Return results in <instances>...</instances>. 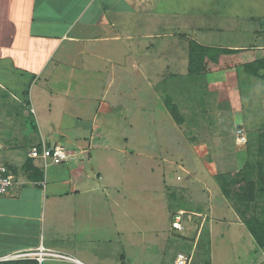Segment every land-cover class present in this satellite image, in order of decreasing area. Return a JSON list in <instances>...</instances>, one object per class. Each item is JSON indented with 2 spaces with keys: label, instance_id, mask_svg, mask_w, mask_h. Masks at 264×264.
<instances>
[{
  "label": "rangeland",
  "instance_id": "374dc122",
  "mask_svg": "<svg viewBox=\"0 0 264 264\" xmlns=\"http://www.w3.org/2000/svg\"><path fill=\"white\" fill-rule=\"evenodd\" d=\"M145 1L148 5L154 0ZM191 1L195 2L184 3L181 15L175 17L169 15L168 0L160 1L157 9L161 10L156 12L165 25L152 24V38L122 40L124 49L118 42H111L112 49H103L91 42L61 41L41 70L36 68L34 74L21 70L12 77L24 90L32 83L46 91L33 93L34 103L24 102L27 108L21 105L18 121L6 117L0 131L4 136L17 132L16 143L24 142V152L42 135L69 151L84 149L86 142L97 147L91 149L92 159L84 162V173L73 183L80 191L73 192L67 206L52 208V212L70 211L74 240H63V231L60 235L54 231L60 225L55 213L46 220L51 242L75 245L85 264H176L179 252L191 257L190 264L264 261V251H255L256 242L244 224L255 212V204L232 206L213 178L216 173L241 169L247 160V144L236 139L238 126L246 127L250 119L263 122L264 80L248 74L252 82L242 93L240 84L246 83L237 70L239 62L263 54L264 47L203 53L212 71L206 80L208 97L201 94L202 75H186L196 42L216 47L264 46L259 21L264 17V0ZM215 11L223 12L222 17L212 14ZM147 18L140 16L142 21ZM3 81L21 95L16 82ZM167 93L187 117L183 124L168 110ZM188 94L196 101L192 114ZM202 95L207 99L200 104ZM19 108L11 106L18 113ZM190 115L198 126L189 123ZM20 122V127L13 126ZM22 131L28 132L27 138ZM39 160L37 177L47 183L49 194L67 193L73 179L68 168L76 163L67 160L46 168ZM98 182L99 190H88ZM181 211L185 212L179 218ZM174 221H179L180 229ZM43 264L80 263L48 257Z\"/></svg>",
  "mask_w": 264,
  "mask_h": 264
},
{
  "label": "crops",
  "instance_id": "0c3cea01",
  "mask_svg": "<svg viewBox=\"0 0 264 264\" xmlns=\"http://www.w3.org/2000/svg\"><path fill=\"white\" fill-rule=\"evenodd\" d=\"M160 1L165 0H154L152 4L148 5L145 0H0V131H3L7 119L10 121L14 118L19 120L21 105L26 104H24L23 99L26 90L30 88L28 91L30 105L34 103L33 93L41 95V92L46 91V88L38 85L31 86L32 83L29 88L24 90L19 85L20 83L16 82V79H12L16 72L26 70L34 74L36 68L41 70V66L54 55V46L57 47L61 41H78L84 44L91 42L94 45H102L103 49H106V46L112 49L114 44L111 42H118V45L123 47L121 45L122 40H132L135 37L136 39L152 38L154 35V30H151L152 24L155 27L157 24L158 26L165 25V22L160 19L159 12H156L161 10L157 9L160 7ZM191 2L195 1L168 0L166 4L171 11L169 15L172 17L180 16L182 5ZM199 5L201 8L202 4L199 3ZM185 7L190 6L185 5ZM213 13L220 15L218 17H222L223 14L221 11ZM144 14L148 18L142 21L140 16ZM134 29L136 34L133 32ZM49 42H52L51 45ZM227 47H240V51H247L250 48L260 49L264 46ZM18 50L24 51V54L19 55ZM129 50L126 55H130ZM130 60L133 61L131 56ZM33 63H37V65H33ZM50 76H52V71ZM3 80H11V83L16 82L17 87L15 88L22 89L21 95L13 91L14 85H10L12 87L10 89ZM48 80L49 78L47 82ZM47 82L44 84L45 86ZM10 102L20 107L19 113L11 109L12 104ZM25 106L24 108L28 107V105ZM25 111L28 112L26 109ZM13 126L20 127L21 122ZM10 133L8 132V135L12 136L7 137L4 136V132H0V165H6L10 172L15 175L14 186L8 192L0 194V262L37 259V252L44 248L49 252L70 256L68 261L85 264L76 255L75 245L71 247V244H67V247H61L55 241L51 242V237L47 233L46 220L48 216L50 217L52 213H55V219L60 221V225L57 223L54 231H58L59 234L62 230L63 233L60 234H62L63 240H68V242L74 240L75 236L74 238L72 236L76 229L73 227V219L69 216L70 211L62 209L52 212V208L60 204L67 206L69 199L73 197V192L80 191L77 187L79 185L76 186L73 183L77 181L80 174L84 173V162L92 159L91 149L97 147L95 145L93 147L92 142H86L87 145L84 149L70 151L72 157L69 160L76 163L75 167L68 168L72 172V187L67 193H59L57 196L49 194V189L46 188L47 183L37 177L38 172L36 170L39 164L36 163L39 159L30 157L29 151L43 141L51 146L60 142H51L42 135L37 137L24 152L21 146L24 142H20L19 146L16 143L17 132ZM27 133L22 131L21 134L27 138ZM63 136L65 137V135ZM83 152L87 153L86 157H79L78 153ZM99 188L98 182L96 186L90 187L88 190L94 193ZM65 222L67 225L63 228ZM72 228L74 230L70 232L69 230ZM27 252H35V254L26 257L23 254Z\"/></svg>",
  "mask_w": 264,
  "mask_h": 264
},
{
  "label": "trees",
  "instance_id": "16d2710c",
  "mask_svg": "<svg viewBox=\"0 0 264 264\" xmlns=\"http://www.w3.org/2000/svg\"><path fill=\"white\" fill-rule=\"evenodd\" d=\"M259 21L264 28V17H261ZM193 46L194 47L192 48V53L195 55L190 59L188 73L186 75H190L191 77L195 76L196 78L202 75L200 76L199 81V86L202 90L201 94H206L208 97V95L210 94V88L206 80L208 79V77H210L212 71L207 64L208 62L203 61L202 54L217 50L219 52L225 51L236 53L241 49L230 47H216L200 44L198 42L194 43ZM239 64L240 67L237 70L238 77L240 78L241 82L246 83L242 85L240 84V91L242 93H245V86L249 85L252 82L248 74H253L256 77L260 76L264 80V72H261V70H264V53L259 54V56L252 57L247 61L239 62ZM241 68L245 70V74H243ZM28 91L29 89L25 91L23 99L25 102L30 103ZM191 95L193 96L196 94L192 93ZM191 95L189 96L188 94V98L191 103L188 107L191 108L192 114L196 112V101L193 98H190ZM206 99L207 98H204V96L202 95V97L199 99V103L203 104ZM166 100V106L173 115L174 119L177 121V123L183 124L187 120V117L181 112L180 104L175 101L174 97L170 93L166 94ZM248 111L249 115L250 113H253L252 108H249ZM260 114L263 121L262 124L257 122L256 119H250L249 117L250 120L246 124V127H244L243 125L238 126L243 127L247 135V141L245 142L247 144V160L243 167L232 173H216L213 177L220 188L221 194L232 206L243 207L247 203L255 204V212L244 221V224L246 225V228L252 234L254 241L256 242L257 246L255 251L258 253L260 251H264V110H261ZM188 120H190V124L198 126V122L195 120V117L193 115H190L188 117ZM33 127L36 128L37 126L34 124ZM194 138L196 137L194 136ZM46 144L48 146H51L48 143ZM38 147L41 149L42 143L38 144ZM253 186L255 188H253ZM199 230H201V228H198V232ZM0 264L39 263L37 259L32 258L29 261L8 260L0 262ZM260 264H264V261H261Z\"/></svg>",
  "mask_w": 264,
  "mask_h": 264
},
{
  "label": "built area",
  "instance_id": "2783aa9c",
  "mask_svg": "<svg viewBox=\"0 0 264 264\" xmlns=\"http://www.w3.org/2000/svg\"><path fill=\"white\" fill-rule=\"evenodd\" d=\"M236 139L238 143H244L247 141V135L243 127H238L236 131ZM29 155L32 158L41 159L44 166L47 168L50 164H58L66 161L72 157L70 151H68L61 143H56L52 146H48L45 141L42 142L41 149L39 147H33L29 151ZM15 184V175L10 172L7 166L0 165V194L6 193ZM184 211L180 212L177 217H182ZM179 221H174L175 228L180 229ZM36 254L40 264H43L44 260L48 257L70 259L71 257L62 253L49 252L44 248H41ZM35 252H27L23 254L26 257L33 256ZM176 264H190L191 257L183 252H179L175 260Z\"/></svg>",
  "mask_w": 264,
  "mask_h": 264
},
{
  "label": "clouds",
  "instance_id": "9594fccd",
  "mask_svg": "<svg viewBox=\"0 0 264 264\" xmlns=\"http://www.w3.org/2000/svg\"><path fill=\"white\" fill-rule=\"evenodd\" d=\"M38 147V146H37ZM6 166V165H5Z\"/></svg>",
  "mask_w": 264,
  "mask_h": 264
}]
</instances>
